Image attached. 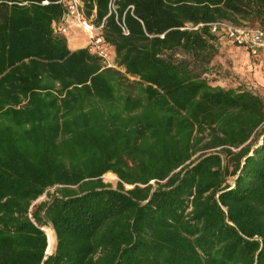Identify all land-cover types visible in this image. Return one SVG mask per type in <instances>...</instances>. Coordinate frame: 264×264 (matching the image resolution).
Here are the masks:
<instances>
[{
  "label": "trees",
  "instance_id": "trees-1",
  "mask_svg": "<svg viewBox=\"0 0 264 264\" xmlns=\"http://www.w3.org/2000/svg\"><path fill=\"white\" fill-rule=\"evenodd\" d=\"M81 1L112 66L0 0V264H264V99L210 82L207 24L264 0Z\"/></svg>",
  "mask_w": 264,
  "mask_h": 264
},
{
  "label": "built area",
  "instance_id": "built-area-1",
  "mask_svg": "<svg viewBox=\"0 0 264 264\" xmlns=\"http://www.w3.org/2000/svg\"><path fill=\"white\" fill-rule=\"evenodd\" d=\"M58 1L63 3L65 11L60 20L53 23L54 30L66 35L68 31L80 29L86 35L88 50L99 56L106 65H114L113 59L110 60L111 56L114 58L113 50L102 35L104 18L99 24L94 23L91 17L85 15L81 0ZM109 8L115 12L113 0H110ZM127 8L132 12V5H129ZM118 24L121 27L122 33L128 34V28L124 24V21L118 22ZM207 24L211 33L215 34L218 38L227 39L232 44L244 48L251 56H257L260 50L264 48V27L262 26L236 23L227 19H218ZM46 228L48 227H43L47 238L45 255L50 254L53 250V241L49 242Z\"/></svg>",
  "mask_w": 264,
  "mask_h": 264
},
{
  "label": "rangeland",
  "instance_id": "rangeland-1",
  "mask_svg": "<svg viewBox=\"0 0 264 264\" xmlns=\"http://www.w3.org/2000/svg\"><path fill=\"white\" fill-rule=\"evenodd\" d=\"M90 17L93 18V15H91ZM76 38L77 40H75L74 42L87 40L86 35L80 29L77 32ZM216 45L217 54L212 61V72L208 75L210 82L226 87L243 85L244 88L254 91L264 99V82H257V80L253 76H246L249 73V68L247 67L246 62H241L242 55L240 53V50L237 49L234 44H232L227 39L217 38ZM83 47H87L86 44ZM111 59H113V56L110 57V60ZM254 60L256 63L260 64L258 68V74L264 80V56L262 55L261 57ZM249 61L251 63L253 62V60L251 59H249ZM102 178L104 181L109 182L113 187L116 185V181L118 180L116 175L112 172L103 174ZM51 190L53 189L51 188ZM38 199H45V195H41ZM46 230L50 231L52 234L54 248V232L50 226L46 228Z\"/></svg>",
  "mask_w": 264,
  "mask_h": 264
},
{
  "label": "crops",
  "instance_id": "crops-1",
  "mask_svg": "<svg viewBox=\"0 0 264 264\" xmlns=\"http://www.w3.org/2000/svg\"><path fill=\"white\" fill-rule=\"evenodd\" d=\"M79 29H75L73 31H68V33L66 34V39H67V45L71 50L77 49V48H81L83 46H85V44L87 43V40L85 41H77L74 42L75 40H77V32ZM218 39H224V38H218ZM73 42V44H72ZM237 49L240 50V53L242 55L241 58V62H246L247 63V67L249 68L248 70V74L246 75L247 77H251L253 76L257 82H264V80L262 79V77L258 74V68H259V63H256L254 59L261 57L262 55L264 56V48H262L259 52V54L257 56H251L247 50H245L242 47H239L237 45H234ZM249 59L253 60V62L251 63L249 61ZM263 64V63H262Z\"/></svg>",
  "mask_w": 264,
  "mask_h": 264
},
{
  "label": "bare ground",
  "instance_id": "bare-ground-1",
  "mask_svg": "<svg viewBox=\"0 0 264 264\" xmlns=\"http://www.w3.org/2000/svg\"><path fill=\"white\" fill-rule=\"evenodd\" d=\"M48 237H49V242L51 243L52 242V234L50 231H48Z\"/></svg>",
  "mask_w": 264,
  "mask_h": 264
}]
</instances>
